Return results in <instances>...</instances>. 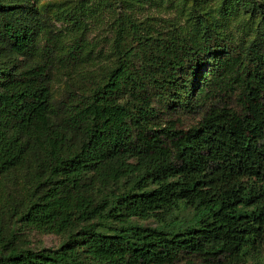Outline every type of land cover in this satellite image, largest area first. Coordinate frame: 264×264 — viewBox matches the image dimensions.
<instances>
[{
  "label": "trees",
  "instance_id": "1",
  "mask_svg": "<svg viewBox=\"0 0 264 264\" xmlns=\"http://www.w3.org/2000/svg\"><path fill=\"white\" fill-rule=\"evenodd\" d=\"M38 2L0 0V264H264V25L246 45L121 13L112 61L75 76L82 44L40 48ZM7 207L59 245L15 244Z\"/></svg>",
  "mask_w": 264,
  "mask_h": 264
},
{
  "label": "rangeland",
  "instance_id": "2",
  "mask_svg": "<svg viewBox=\"0 0 264 264\" xmlns=\"http://www.w3.org/2000/svg\"><path fill=\"white\" fill-rule=\"evenodd\" d=\"M121 13L128 14L135 21L165 19L185 35L194 38H199L208 27L234 42L246 45L263 39L264 7L245 11L230 0H39L37 14L42 23L39 47L43 45L45 37L51 35L56 55H59L67 52L79 40L83 47V60L75 76H100L103 68L113 59L116 19ZM162 24L153 21L156 28H163ZM8 50L0 35V56ZM28 60L33 61L32 58ZM67 81V77L60 72L55 73L51 80V97L55 107L60 106L67 93ZM32 175L24 176V183L31 182ZM7 184V193L19 198L20 184L15 179ZM8 207L1 211L2 223L6 225V231L12 228L15 244L34 249L59 245L62 240L60 235L24 225L11 215ZM140 222L157 224L153 218Z\"/></svg>",
  "mask_w": 264,
  "mask_h": 264
}]
</instances>
